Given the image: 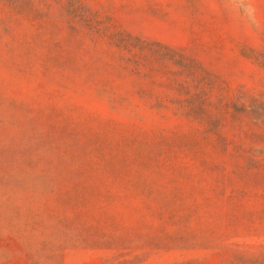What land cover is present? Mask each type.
Returning <instances> with one entry per match:
<instances>
[{
    "label": "rangeland",
    "instance_id": "rangeland-1",
    "mask_svg": "<svg viewBox=\"0 0 264 264\" xmlns=\"http://www.w3.org/2000/svg\"><path fill=\"white\" fill-rule=\"evenodd\" d=\"M0 264H264V0H0Z\"/></svg>",
    "mask_w": 264,
    "mask_h": 264
},
{
    "label": "trees",
    "instance_id": "trees-1",
    "mask_svg": "<svg viewBox=\"0 0 264 264\" xmlns=\"http://www.w3.org/2000/svg\"><path fill=\"white\" fill-rule=\"evenodd\" d=\"M102 36L105 37L113 48L122 52V56L124 57L122 61L126 69H130L133 74L150 79L152 85L160 90V85L156 86L157 81H154V79H160V69L158 68H160V59H162L161 53L164 49L157 44L146 43L125 33H116V35H107V33H103ZM179 59V73L188 71L185 59L182 57ZM184 78L187 79V76H184ZM182 82L187 85V80ZM177 87L185 88V86L181 84L177 85ZM178 104H180V109H184L183 103Z\"/></svg>",
    "mask_w": 264,
    "mask_h": 264
}]
</instances>
